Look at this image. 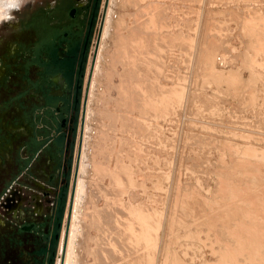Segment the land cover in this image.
Here are the masks:
<instances>
[{
    "label": "rangeland",
    "instance_id": "obj_1",
    "mask_svg": "<svg viewBox=\"0 0 264 264\" xmlns=\"http://www.w3.org/2000/svg\"><path fill=\"white\" fill-rule=\"evenodd\" d=\"M29 3L0 24V249ZM90 33L52 264L72 225L86 264H264V0H99Z\"/></svg>",
    "mask_w": 264,
    "mask_h": 264
},
{
    "label": "flooded vegetation",
    "instance_id": "obj_2",
    "mask_svg": "<svg viewBox=\"0 0 264 264\" xmlns=\"http://www.w3.org/2000/svg\"><path fill=\"white\" fill-rule=\"evenodd\" d=\"M98 2L33 0L25 6L23 32L33 35L25 46L22 84L15 95L13 135L19 153L10 188L16 197L4 201L10 226L1 239L0 264L48 263L58 238L54 214L75 130L80 62ZM10 210L14 214L9 219Z\"/></svg>",
    "mask_w": 264,
    "mask_h": 264
},
{
    "label": "bare ground",
    "instance_id": "obj_3",
    "mask_svg": "<svg viewBox=\"0 0 264 264\" xmlns=\"http://www.w3.org/2000/svg\"><path fill=\"white\" fill-rule=\"evenodd\" d=\"M262 29V28H261ZM133 30H134V28L132 29V32H133ZM135 31V30H134ZM131 32V33H132ZM108 220V219H107ZM109 223V222H108ZM72 224V223H71ZM73 224H74V222H73ZM85 224H86V222H85ZM101 224V223H100ZM106 224H107V222H106ZM105 224V225H106ZM111 224H113L112 222H111ZM115 224V223H114ZM86 226V225H85ZM108 226V225H107ZM109 226H110V223H109ZM115 226H117V225H115ZM82 227H84L83 225H81V227L76 231V226L75 225H72V228H71V230H70V232H69V235H68V243H67V247L65 248V251H66V253H65V259H64V262H60L59 264H86L87 262L86 261H88V259H89V254L91 253V250H90V245L87 243L89 240H88V234L89 235H91L90 234V232L89 233H87V232H83V230L84 229H82ZM111 227V226H110ZM114 227V226H113ZM85 228V227H84ZM117 228H119V227H117ZM100 229H101V227H100ZM108 230L109 229H107V233H108ZM112 230V229H111ZM110 230V231H111ZM118 230V229H117ZM75 231H76V233L78 234V238H76L75 240H74V238H75V235H74V233H75ZM110 234V233H109ZM119 235V234H118ZM92 239V238H91ZM108 239V238H107ZM110 239V238H109ZM112 239V238H111ZM105 240V239H104ZM107 242L109 243V240H107ZM106 242V243H107ZM105 243V244H106ZM104 244V243H103ZM112 244V243H111ZM110 245V244H109ZM102 246V245H101ZM112 246V245H111ZM110 246V247H111ZM114 246V245H113ZM103 248V247H102ZM112 248V247H111ZM100 249V248H99ZM106 249V248H105ZM109 249V248H108ZM107 249V250H108ZM103 250H104V248H103ZM83 251L85 252V254L83 255ZM102 251V250H101ZM112 251V250H111ZM114 251V250H113ZM117 252V251H116ZM108 253H110V252H108ZM108 253H107V255H108ZM115 253V252H114ZM92 254V253H91ZM100 255V254H99ZM98 255H96V257H97ZM106 256V255H105ZM111 256V255H110ZM109 256V257H110ZM107 257V256H106ZM105 257V258H106ZM104 258V259H105ZM103 259V260H104ZM109 259H111V258H108V260ZM112 259H113V256H112ZM103 260H101V261H103ZM115 260V259H114ZM62 261V260H61ZM100 261V262H101ZM86 262V263H85ZM106 262V261H105ZM107 264V263H106ZM116 264V263H115Z\"/></svg>",
    "mask_w": 264,
    "mask_h": 264
},
{
    "label": "clouds",
    "instance_id": "obj_4",
    "mask_svg": "<svg viewBox=\"0 0 264 264\" xmlns=\"http://www.w3.org/2000/svg\"><path fill=\"white\" fill-rule=\"evenodd\" d=\"M26 0H0V24L16 19L14 12H18Z\"/></svg>",
    "mask_w": 264,
    "mask_h": 264
},
{
    "label": "trees",
    "instance_id": "obj_5",
    "mask_svg": "<svg viewBox=\"0 0 264 264\" xmlns=\"http://www.w3.org/2000/svg\"><path fill=\"white\" fill-rule=\"evenodd\" d=\"M99 3V2H98ZM98 5V4H97ZM97 7L98 6H96V10H97ZM95 16H96V12H95ZM94 21H95V18H94ZM94 21H93V24H94ZM91 31V30H90ZM90 31H89V33H90ZM91 34V33H90ZM90 34H89V37H88V40H87V43H86V47H87V45H88V42H89V39H90ZM86 47H85V49H84V55H83V57H84V59H85V55H86V53H87V51H86ZM77 107V106H76ZM77 109H78V107H77ZM77 109H76V112H77ZM76 115H77V113H76ZM75 119H74V122H73V126H74V124H75ZM75 129H76V127H75ZM75 131V130H74ZM72 140H73V134H72V137H71V142H72ZM71 142H70V147H71ZM66 187V186H65ZM64 198H65V188L64 189H62V193H61V210L63 209V204H64V202H65V200H64ZM59 223H60V219L58 218V226H57V228H56V234H57V231H58V229H59ZM57 240H58V238H55L54 239V241H53V244H52V248H51V254L49 255L50 256V258H49V261H48V264H52V260H53V253H54V247H55V244H56V242H57Z\"/></svg>",
    "mask_w": 264,
    "mask_h": 264
}]
</instances>
